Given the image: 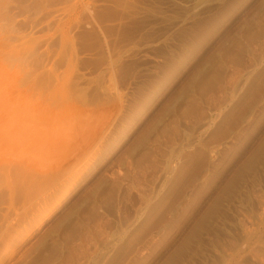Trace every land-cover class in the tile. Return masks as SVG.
<instances>
[{"label":"rangeland","instance_id":"1","mask_svg":"<svg viewBox=\"0 0 264 264\" xmlns=\"http://www.w3.org/2000/svg\"><path fill=\"white\" fill-rule=\"evenodd\" d=\"M0 264H264V0H0Z\"/></svg>","mask_w":264,"mask_h":264}]
</instances>
